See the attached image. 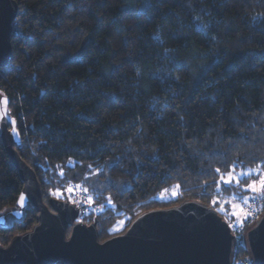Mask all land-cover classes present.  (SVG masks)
<instances>
[{"label": "trees", "instance_id": "1", "mask_svg": "<svg viewBox=\"0 0 264 264\" xmlns=\"http://www.w3.org/2000/svg\"><path fill=\"white\" fill-rule=\"evenodd\" d=\"M15 1L0 97L44 203L87 188L93 207L80 202V220L96 223L101 241L189 200L231 225V204L252 197L243 187L257 179L241 173H264V0ZM233 167L240 185L220 182ZM176 185V198H159ZM22 189L0 139L4 247L37 224L31 205L13 214ZM257 217L243 222L242 241ZM238 261L252 264L242 243Z\"/></svg>", "mask_w": 264, "mask_h": 264}, {"label": "water", "instance_id": "2", "mask_svg": "<svg viewBox=\"0 0 264 264\" xmlns=\"http://www.w3.org/2000/svg\"><path fill=\"white\" fill-rule=\"evenodd\" d=\"M17 12L15 0H0V68L12 60ZM3 99L7 104L0 105V139L23 182L20 197L25 198L13 214L20 218L31 205L38 216L31 231L14 237L7 247L0 244V264H236L238 242L232 227L199 201L142 213L124 233L105 241L96 223L80 220V205L55 198L44 203L36 173L16 149L21 138L8 114L9 99ZM243 244L252 264H264V212L245 233Z\"/></svg>", "mask_w": 264, "mask_h": 264}, {"label": "snow or ice", "instance_id": "3", "mask_svg": "<svg viewBox=\"0 0 264 264\" xmlns=\"http://www.w3.org/2000/svg\"><path fill=\"white\" fill-rule=\"evenodd\" d=\"M261 21L264 22V17H261ZM201 27H206V26H201ZM157 39H159V37H157ZM6 104H7L6 99L0 100V105H6ZM261 167H264V165H261ZM216 172L219 173L220 169L217 168ZM235 173H236L235 167L229 169L227 176H223V175L220 176V182H222L223 184H232L233 182H235L237 185H240L241 183L240 176H236ZM62 174L63 173H61V175ZM241 175L248 176V177L255 175L257 177V179H251L248 183L244 185L243 187L244 191L252 193L253 196H255L256 194L264 195V173L259 172V171L253 172L252 170H248L246 172H242ZM76 187H80V185H77ZM176 188L178 189L179 185H176ZM67 191L69 193H73L75 191V188L69 187ZM83 191L87 193L88 189L84 188ZM166 192H167V189H165L164 192L161 193L159 198L161 199L165 198ZM176 195L177 193L174 191L172 193V196L169 198L174 199ZM24 199L25 198L22 194L18 202L21 207H23ZM233 199H235V197ZM88 201L89 203L92 202L91 196L88 197ZM250 202H251V198H246L243 200V204L232 203L231 204V207L233 209L232 215L235 216L237 219H240L241 216H243L246 219L248 217V211L246 210L245 206L250 207L251 206ZM216 203L217 201L213 200V205H215ZM225 203H228V202H225ZM240 222L241 224H243V220H241Z\"/></svg>", "mask_w": 264, "mask_h": 264}, {"label": "rangeland", "instance_id": "4", "mask_svg": "<svg viewBox=\"0 0 264 264\" xmlns=\"http://www.w3.org/2000/svg\"><path fill=\"white\" fill-rule=\"evenodd\" d=\"M235 175L236 176H239L238 174H236L235 173ZM77 185H71V186H68L67 188H65L64 189V196H67V195H71V196H67V198L69 199L68 201H70L71 203H73V204H79V201H77V199L78 200H81L80 202H82L83 204H85V205H88V206H90V208H92L93 206H91V204L89 203V201H88V197H87V195L85 194V192L83 191V188L82 187H76ZM69 187H73V188H75V191L73 192V193H69L68 191H67V189L69 188ZM176 192L177 193V195H176V197L179 195V191H178V189L177 188H172L171 190H169V191H167L166 193H165V198H163L164 200L166 199H171V198H169V197H171L172 196V193L173 192ZM57 197H64L63 195H62V192H58L57 194ZM175 197V198H176ZM251 198V202H250V204H251V206L249 207V206H245V208H246V210L248 211V217L246 218V219H248V220H250V219H252L253 221L255 220V216L258 214V213H253V211L254 210H257V211H259V212H263V207H264V195H261V194H256L255 196H252V197H250ZM161 199V198H160ZM62 200H66V199H62ZM243 204V203H242ZM98 205H101V204H96V206L92 209L93 211H96L97 213L98 212H100L102 209H103V206L101 205V207L100 206H98ZM97 207H99V208H97ZM88 211V210H87ZM262 214V213H261ZM261 215H258V217H257V219L260 217ZM243 216H241L240 217V219H237L236 217L235 218H233V221H232V226L234 227H232V229H236V231H237V233H236V235L238 236V243H242L243 244V241H242V238H241V235H242V233H243V224H241V220H243V222L246 220ZM251 220V221H252ZM124 226H125V223H124V221L123 220H119L115 225H114V227H112V229L110 230L111 232H119V231H121L123 228H124ZM240 261H238L237 262V264L239 263Z\"/></svg>", "mask_w": 264, "mask_h": 264}, {"label": "built area", "instance_id": "5", "mask_svg": "<svg viewBox=\"0 0 264 264\" xmlns=\"http://www.w3.org/2000/svg\"><path fill=\"white\" fill-rule=\"evenodd\" d=\"M67 196L69 197V196H71V195H67ZM77 201H79V203H80L81 200H78V199H77ZM97 208H99V207H97ZM253 213H258L257 215H262V214H261L262 212H259V211H257V210H256V211H253ZM257 215H256V216H257ZM235 235H236V234H235ZM236 238H237V240H238V236H237V235H236ZM238 264H246V263H243L242 261H240Z\"/></svg>", "mask_w": 264, "mask_h": 264}]
</instances>
